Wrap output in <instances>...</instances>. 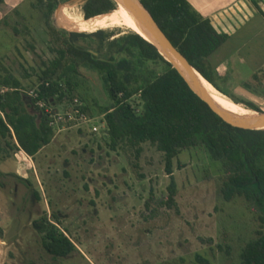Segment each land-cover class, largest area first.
I'll use <instances>...</instances> for the list:
<instances>
[{
  "label": "rangeland",
  "instance_id": "obj_1",
  "mask_svg": "<svg viewBox=\"0 0 264 264\" xmlns=\"http://www.w3.org/2000/svg\"><path fill=\"white\" fill-rule=\"evenodd\" d=\"M34 1L4 0L0 5V65L19 77L27 91L38 85L42 62L56 57L51 33L60 28L72 32L59 22L63 8L85 17L81 1L62 5L50 18ZM101 30L112 39L134 33ZM77 33L89 36L76 41L67 36L66 42H76L96 57L137 58L119 47L110 52L111 39L101 46L94 33ZM141 69L157 75L164 66L148 62ZM81 71L77 103L90 107L87 120L74 113L35 158L16 150L7 161L0 160V264H242L244 247L264 231V206L241 197L227 201L221 192L226 176L222 162L196 147L174 160L177 195L170 208L164 152L150 142L142 144L139 155L128 143L113 148L101 112L109 99L104 77L93 69ZM260 75L264 89V69ZM252 78L238 69L228 88L264 109V93L245 84ZM132 102L140 101L134 97ZM66 105L48 108L72 111ZM43 216L73 240L72 254L54 257L46 251L34 227Z\"/></svg>",
  "mask_w": 264,
  "mask_h": 264
},
{
  "label": "trees",
  "instance_id": "obj_2",
  "mask_svg": "<svg viewBox=\"0 0 264 264\" xmlns=\"http://www.w3.org/2000/svg\"><path fill=\"white\" fill-rule=\"evenodd\" d=\"M65 1L68 0H35L33 6L50 18ZM3 2L0 0V5ZM142 2L175 47L209 82L235 102L264 113L257 103L223 91L215 81L217 54L229 35L219 33L211 20L188 0ZM83 9L86 21L100 14L122 10L115 0H86ZM66 15L63 8L59 22L65 28ZM121 22L126 21L109 20L88 26L94 32L98 31L94 34L101 46L111 39L110 52L119 47L121 51L136 54L135 60H117L113 55L96 57L85 47L77 46L76 42L67 43L61 35L56 38L53 32L52 50L57 55L49 62L43 61L39 73L34 69L38 74V85L32 86V90L27 91L19 77L0 65V160L7 161L16 150L35 158L52 143L56 129L51 125L52 117L46 111L47 107L68 104L67 108L70 106L72 110L88 114L90 107L76 103V99L81 69H93L104 77L108 89L109 99L104 100L101 112L111 146L117 148L128 143L139 155L142 144L150 142L164 152L166 169L171 177L167 201L170 208L176 205L177 195L174 160L182 151L196 147L204 148L214 160L222 162L226 176L221 192L227 201L241 197L264 206V130L241 127L217 114L158 47L140 34L128 33L120 39H112L101 30L115 28ZM72 31L78 32V28ZM77 32L72 33L74 41L87 35ZM148 62L163 64V72L155 75L141 69ZM140 76L143 77L142 83L139 82ZM245 84L264 93L259 72ZM134 97L139 98L137 105L132 102ZM1 220L0 212V236L4 237ZM34 227L42 235L43 247L54 257H67L76 250L73 240L48 216L34 221ZM241 260L242 264H264V231L244 247Z\"/></svg>",
  "mask_w": 264,
  "mask_h": 264
},
{
  "label": "crops",
  "instance_id": "obj_3",
  "mask_svg": "<svg viewBox=\"0 0 264 264\" xmlns=\"http://www.w3.org/2000/svg\"><path fill=\"white\" fill-rule=\"evenodd\" d=\"M188 1L211 20L219 33L229 35L217 54L215 81L223 91L233 93L228 79L238 69L250 77L264 69V0ZM118 7L125 8L120 3Z\"/></svg>",
  "mask_w": 264,
  "mask_h": 264
},
{
  "label": "water",
  "instance_id": "obj_4",
  "mask_svg": "<svg viewBox=\"0 0 264 264\" xmlns=\"http://www.w3.org/2000/svg\"><path fill=\"white\" fill-rule=\"evenodd\" d=\"M117 4L123 2L140 22L151 32L156 45L161 54L170 61L175 68L183 75L191 88L204 100L211 108L224 119L235 123L241 127L252 130H264V113L258 112L257 117H240L226 111L214 98H212L203 86L201 73L191 64V62L175 47L171 39L161 28L156 19L142 0H115ZM255 111V110H254Z\"/></svg>",
  "mask_w": 264,
  "mask_h": 264
},
{
  "label": "bare ground",
  "instance_id": "obj_5",
  "mask_svg": "<svg viewBox=\"0 0 264 264\" xmlns=\"http://www.w3.org/2000/svg\"><path fill=\"white\" fill-rule=\"evenodd\" d=\"M119 3L124 5V7L128 10L112 11L110 13L100 14L92 19H87V21L85 20V17L67 13L65 17V24L71 31L72 29L78 28V32L94 33V31L88 26L89 24L109 20H124L126 22L118 23L115 28L132 30L143 36L146 40L155 42L151 32L140 22L133 11H131V9H129L123 2ZM200 80L209 95L214 98L226 111L240 117H257L260 115L257 111L244 107L242 104H239L230 97L226 96L202 74L200 75Z\"/></svg>",
  "mask_w": 264,
  "mask_h": 264
},
{
  "label": "built area",
  "instance_id": "obj_6",
  "mask_svg": "<svg viewBox=\"0 0 264 264\" xmlns=\"http://www.w3.org/2000/svg\"><path fill=\"white\" fill-rule=\"evenodd\" d=\"M31 94H33V93H31ZM77 102H78V99H76V103ZM41 105L43 106L44 104L41 103ZM46 111L51 114V117H52L51 125L55 129H57V127L60 128V125L63 124L65 120H69L70 121V120L74 119L75 118L74 117L75 116L74 113H76V117H81L82 119H86L87 120L86 114L79 113L78 111H75V110L69 111L67 109V111L65 113H60L59 111H56V110H54L52 108H48L47 107ZM73 111H75V112H73ZM93 130L97 131V130H99V127L98 126H94Z\"/></svg>",
  "mask_w": 264,
  "mask_h": 264
},
{
  "label": "flooded vegetation",
  "instance_id": "obj_7",
  "mask_svg": "<svg viewBox=\"0 0 264 264\" xmlns=\"http://www.w3.org/2000/svg\"><path fill=\"white\" fill-rule=\"evenodd\" d=\"M77 1H81V3H82V7H84V4L86 3V0H68V1H65V2H62L60 5H59V7L57 8V10L62 6V5H65V4H73V3H76ZM57 30V31H56ZM55 31V37L57 38L58 37V34L59 35H61V36H63L64 38V40H65V38L68 36V37H70L71 39H74V37L72 36V33H74L73 31L72 32H69V31H67V30H64V29H62V28H60V29H56ZM64 31H66L67 32V34L64 32ZM130 33V32H129ZM64 34V35H63ZM66 34V35H65ZM89 35H86V36H84V35H81V36H79V37H77V39H80V38H82V37H88ZM55 37H54V39H55ZM52 49V48H51ZM54 53H56V55H57V52L56 51H54V50H52Z\"/></svg>",
  "mask_w": 264,
  "mask_h": 264
}]
</instances>
